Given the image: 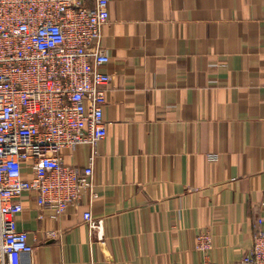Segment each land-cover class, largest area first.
<instances>
[{
  "label": "crops",
  "instance_id": "0c3cea01",
  "mask_svg": "<svg viewBox=\"0 0 264 264\" xmlns=\"http://www.w3.org/2000/svg\"><path fill=\"white\" fill-rule=\"evenodd\" d=\"M109 12L93 186L58 218L23 194L17 224L34 246L23 264H191L204 259L201 231L209 260L247 264L264 215V0H109ZM61 154L83 167L91 149Z\"/></svg>",
  "mask_w": 264,
  "mask_h": 264
},
{
  "label": "built area",
  "instance_id": "2783aa9c",
  "mask_svg": "<svg viewBox=\"0 0 264 264\" xmlns=\"http://www.w3.org/2000/svg\"><path fill=\"white\" fill-rule=\"evenodd\" d=\"M91 1L0 0V264H23L34 249L17 224L25 192H35L38 205L58 218L93 186L112 75L100 44L109 0ZM79 145L90 147L89 164L65 163L62 150ZM83 220L104 243V219L88 209ZM195 248L204 259L191 264H221L207 258L213 248L208 231L197 235ZM242 262L264 264V215Z\"/></svg>",
  "mask_w": 264,
  "mask_h": 264
}]
</instances>
